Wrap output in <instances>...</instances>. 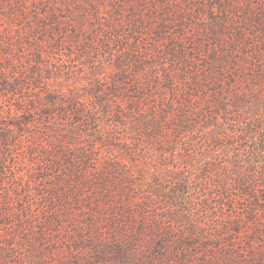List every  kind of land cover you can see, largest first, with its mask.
<instances>
[{"label":"rangeland","instance_id":"1","mask_svg":"<svg viewBox=\"0 0 264 264\" xmlns=\"http://www.w3.org/2000/svg\"><path fill=\"white\" fill-rule=\"evenodd\" d=\"M31 1L22 6L18 0H0V133L7 135V141L0 139V264H264V99L260 104L252 101L255 113L247 111L235 120L198 112L185 131L172 129L146 139L136 133L143 129L132 116H115L123 98L114 99L106 113L92 82L94 67L108 78L113 57L136 39L142 56L151 55L162 74L164 67H174L168 45L180 37V24L187 27L188 55H196L193 40L208 32L213 19L226 18L230 28L240 21L248 28L240 12L257 0H164L171 5V16H165L160 1L150 0L157 8L152 21L141 4L147 0H70L76 8L56 0L49 9L44 1L33 9ZM118 3L123 7L121 21H129L133 9L146 20L140 33L126 26L124 40L113 32L92 41L85 30L76 45L64 40L48 52L51 76L24 78V66L15 58L21 50L30 56L39 34L25 33L32 18L15 14L17 8L27 14L50 13L51 20L61 21L62 34L69 35L74 26L63 21L77 24L78 9L89 13L83 22L89 27L93 7L104 21L115 15ZM164 20L168 26L158 33L157 24ZM16 80L23 81L20 92H7ZM157 86L164 89L162 81ZM46 88L63 91L67 101L76 100V120L71 107H66L64 118L59 110L51 116L30 110L29 119L39 116L50 127L58 121L64 131L72 129L75 145L65 151L78 155L81 181L98 176L105 182L84 185L73 178L69 166L37 164L42 141L51 143L53 137L43 123H14L15 117L25 121L31 104L45 101L41 92ZM97 128L108 134L103 146L90 145ZM30 145L33 155L28 153ZM104 187L111 201L103 202ZM127 196L133 202L130 212L121 216L118 203ZM141 222L144 231L136 227Z\"/></svg>","mask_w":264,"mask_h":264},{"label":"trees","instance_id":"2","mask_svg":"<svg viewBox=\"0 0 264 264\" xmlns=\"http://www.w3.org/2000/svg\"><path fill=\"white\" fill-rule=\"evenodd\" d=\"M37 1L46 2L43 4L46 9L54 7L57 1H62L63 5L76 8L70 0H32L30 4L33 9L39 8ZM158 1L162 3L165 9V16H171L170 3L164 0ZM19 2L23 6L27 0H18L17 3ZM150 2L155 3L147 0L141 4L144 7L146 6V11L150 13L147 17L150 19L149 21H152L157 8L154 7L155 5H151ZM141 4L140 6H142ZM249 4H246L240 12L241 15L239 14L240 20L248 24V28L243 26L240 21L236 23L235 28H230L227 25L228 23L225 22L226 18H220V21L217 22L214 17L213 23L210 24L209 28H206L208 32L193 40L195 47L191 50L196 52V55H188L184 45L187 27L180 24L178 27L180 37L177 41L175 38L171 39L168 45L172 55H174V67L172 69L164 67L162 74H159L156 70L151 55L142 56V51L138 49L136 39L135 44L130 45L127 51L113 57L112 71L108 73V78L101 73L99 67L93 68L92 82L99 104L106 105L105 111L107 113L108 107L114 99L123 98L124 106H117L115 116L117 118L132 116L136 119L137 126L139 125L143 129V132L136 129V133L139 136H141V133L145 134L146 139L158 138L161 135L170 133L172 129H177L180 132L185 131L188 129V126L185 125L190 124L192 117L198 112L205 116L221 115L227 120H235L237 117L244 116L247 111L255 113L257 109L253 108V102L256 101L260 104L264 99V0H257L256 4ZM114 8L115 12L113 14L115 15L109 14L108 19L102 21L101 11L98 7H93L91 13L93 23L89 27H85L83 23L88 20L89 13L78 9L80 16L77 24L76 21H63L67 22L66 25L73 24L74 26V31L69 35L67 33L62 34L60 30L61 21L51 20L50 13H40L35 10L36 12L27 14L21 8H17L15 14L18 11L23 19H28V15L32 18L28 20L27 27H24L26 28L24 29L25 33L27 31L28 35L34 32L39 34V38H37L39 39L38 46L33 48L32 54L26 56L21 50L19 57L15 58L18 63H21V66L22 64L24 66V72L21 74L24 75V78L27 77L30 80H40L51 76L52 71L45 61L48 52H51V50L53 52L54 49L61 47L64 40L76 45L85 30L88 32L86 35L88 40L94 41L95 37L98 40L100 34H107L106 37H109L113 32L118 39L124 40L121 32L126 26L136 33H140L141 29L147 26L146 20L139 14L134 13L136 9H133V16L129 21H121L122 4L118 3ZM227 8H229V5ZM238 8L240 9V7ZM224 11L226 16L228 14L227 9L224 8ZM43 25H47V28L44 29L45 26L43 27ZM167 26L168 22L165 20L158 23V33ZM103 27H105V33L102 31ZM44 45L52 46L47 50ZM7 61L11 65L14 64L9 57H7ZM57 78L59 76L55 75V79ZM160 81H162L164 89L157 86ZM3 82H5L4 79ZM22 82L16 80L15 84H18V87L14 84L6 91L20 92L19 86ZM63 94L64 92L61 90L49 91L48 88L44 89L41 92V97L45 101L38 103V105L31 104V109H26L27 117H25V121H22L20 117H15L16 123L14 124L18 127L20 124L29 125V122L37 121V123H43L51 138L53 137L52 144H44L42 141L38 149L39 160L37 164L41 168H50L52 165L64 168L69 166L72 169L73 178L81 184L85 185L90 181L105 182L104 179L98 176L90 177L89 181H81L80 176L83 173L78 155L65 151V148L72 150L75 145V134L72 129L64 131L58 121L56 123L53 121L55 123L54 127H50L39 116L29 119L31 116L30 110L40 111V113L49 116L55 110H59L63 112V118L67 116L65 113L66 107H71L73 110L76 100L67 101V99H63L65 96ZM73 111L75 112L73 119L76 120V109ZM89 116L92 121L95 120L92 114H89ZM80 118L77 117V120ZM107 136L108 134L97 128L91 137L92 144L90 145H94L96 142L101 146L105 145ZM0 139L7 141V135L0 133ZM28 153L35 154L34 145L29 146ZM58 175L63 178L62 173H58ZM102 192L103 202L112 200L111 194L106 191L105 187ZM131 202H133L131 197L127 196L126 199L118 203L121 216H124L123 214H126V212H130L128 207ZM128 219L129 222L132 221L131 218ZM143 226V222L136 224L140 231H144Z\"/></svg>","mask_w":264,"mask_h":264}]
</instances>
